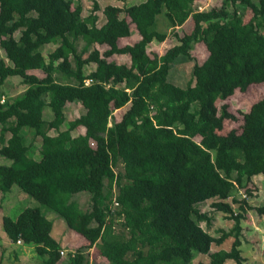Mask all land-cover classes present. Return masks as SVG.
<instances>
[{"label":"trees","instance_id":"1","mask_svg":"<svg viewBox=\"0 0 264 264\" xmlns=\"http://www.w3.org/2000/svg\"><path fill=\"white\" fill-rule=\"evenodd\" d=\"M100 9L99 0L87 16L73 0H0V87L11 76L26 85L12 100L0 95V156L11 160L0 162V192L17 185L70 226L79 209L71 198L87 192L93 220L82 234L86 247L100 245L108 264H190L195 250L210 255L207 264H245L242 222L252 208L264 216V204L250 203L248 187L264 175V96L244 113L241 132L219 131L225 119L236 118L227 98L264 83V0H228L205 10L196 0L133 1L126 16L98 25ZM131 22L141 38L121 46L115 35ZM162 23L174 30L185 23L189 30L153 57L149 45L168 38ZM200 42L208 50L203 61L192 53ZM50 43L55 47L46 55ZM95 44L109 47L102 53L91 49ZM118 54L129 55L131 64L109 59ZM188 60H195L193 77L183 87L169 76ZM68 103L85 112L63 129ZM128 104L115 119L114 110ZM79 126L85 133L74 135ZM25 127L42 139L39 158L25 141ZM208 200L234 221L219 236L202 225L213 221L201 208ZM110 218L121 231L106 234ZM2 224L12 242L33 244L44 264H59L61 243L40 206L16 218L4 215ZM231 237L229 250L211 251ZM78 250L67 264H85Z\"/></svg>","mask_w":264,"mask_h":264},{"label":"rangeland","instance_id":"2","mask_svg":"<svg viewBox=\"0 0 264 264\" xmlns=\"http://www.w3.org/2000/svg\"><path fill=\"white\" fill-rule=\"evenodd\" d=\"M95 0H73L74 6L78 3L83 5V16H87L92 13ZM101 9L97 13L99 15L98 25L104 24L108 19L112 17H122L126 16L124 8L130 2H141L143 0H99ZM228 0H196V4L201 7V10L209 8H223L226 5ZM229 8L231 6L229 5ZM252 15L250 10H247L245 14V20L248 21ZM190 19V18H189ZM128 21L130 18L128 17ZM188 21V20H187ZM186 21V22H187ZM185 22V23H186ZM184 23V24H185ZM183 26H177V29L174 27H169L162 23L161 28L168 31V38L163 42L153 41L148 50L151 56L164 55L168 49L179 43V37H182L185 33L188 32L189 26L185 24ZM190 25V24H189ZM178 34L180 36H178ZM117 42L123 46L128 43H134L135 41L141 38L140 33L135 25V23H130L129 28L115 35ZM55 47L54 44H47L45 48V53H49ZM107 45H98L95 44L91 49H99L102 53L108 49ZM193 56L198 59V61H203L207 58L208 50L204 43H198L192 50ZM110 60H116L119 63H128L131 64V58L126 54H118L109 57ZM178 63V62H177ZM195 60L188 62L179 63L173 70L170 72V80H174L178 85L186 87L189 85V80L193 77L192 75V66L194 65ZM96 67L95 63L86 65V71L90 72ZM36 74L43 76L44 74L40 70L33 71ZM194 83V82H193ZM26 88V85L23 83L20 76H11L7 79L6 83L0 87V95L5 93L6 99L12 100L13 97L21 94ZM264 96V83L262 84H253L247 91L242 92L237 90L232 96L228 97L226 102L229 104V109L232 113L235 114V119H225L224 127L220 133L227 134L231 130L235 129L238 132L242 131V125L244 123V113L249 111L254 102L259 100ZM222 102H219V105ZM129 104L114 110V118L119 120L122 118L124 112L128 109ZM85 112V108L80 103H68L66 105V117L67 120L63 125V129L67 128L69 121L77 118ZM45 117L48 119L53 118V114L49 108L46 109ZM85 127L79 126L73 131L74 135L79 133H85ZM54 132V131H52ZM23 134L25 136L26 143L31 145V154L34 157L38 158L40 155V144L41 137H34V131L25 127L23 129ZM1 163H9L11 160L0 156ZM248 187L252 190L253 194L249 197V201L253 207L264 204V175L254 176ZM239 197L245 196V190L241 189L238 193ZM72 200H76L78 203V215L76 219V225L70 226L67 221L59 217L54 212H49L46 207L41 205L36 199H34L29 194L23 192L17 185H14L8 193L0 192V264H44V257L37 254L34 249L33 244H15L9 238L5 232L2 224L3 216L9 215L13 218L21 212L24 208L29 206H40L42 210L48 214V217L53 221V236L61 243V249L65 252L59 257V264H67L71 261V253L73 249L76 251L83 252L85 257V264H108L109 259L104 254V250L100 245H95L92 248L86 247L85 236L82 233L86 232V225L93 220V209L90 195L87 192H81L75 194ZM201 208L204 211H207L212 217V225L208 227L205 223L202 225L209 229L210 232L219 236L220 232L218 229H230L234 225V221L229 219L227 214L221 211L214 209L211 205V200H208L201 204ZM238 211V210H236ZM79 220V221H78ZM75 224V223H74ZM243 232L242 240L243 244L241 246L243 256L246 258L245 264H264V216L260 215L256 209H250L246 215V219L243 220ZM121 231L120 222L116 223V220L110 218L106 228V234L110 231ZM103 239V235L101 237ZM234 238L231 237L227 239L222 245L212 244L211 251L214 252L218 249H230L233 244ZM23 249H26L23 251ZM17 252V253H16ZM194 258L190 264H200L204 262L207 264L211 257L209 254H204L202 252L194 251ZM11 255L9 256V254ZM11 259H10V258ZM17 257H19L17 259ZM225 264H236L235 260H228Z\"/></svg>","mask_w":264,"mask_h":264},{"label":"built area","instance_id":"3","mask_svg":"<svg viewBox=\"0 0 264 264\" xmlns=\"http://www.w3.org/2000/svg\"><path fill=\"white\" fill-rule=\"evenodd\" d=\"M200 9H201V7H200ZM91 80H92V79H88V80H87V83H89ZM94 144H95V142L92 141V145H94ZM18 243H22V240H18Z\"/></svg>","mask_w":264,"mask_h":264},{"label":"crops","instance_id":"4","mask_svg":"<svg viewBox=\"0 0 264 264\" xmlns=\"http://www.w3.org/2000/svg\"><path fill=\"white\" fill-rule=\"evenodd\" d=\"M15 244H24V242H22V243H18V242H17V243H15ZM24 250H26V249H23V251H24ZM16 253H17V252H16ZM8 254H9V253H8ZM10 255H11V253L9 254V256H10ZM9 258H10V257H9ZM18 258H19V257H17V259H18ZM10 259H11V258H10Z\"/></svg>","mask_w":264,"mask_h":264}]
</instances>
